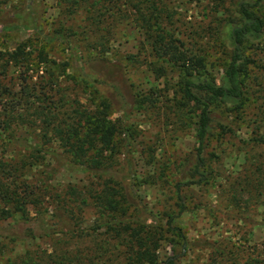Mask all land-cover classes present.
I'll return each instance as SVG.
<instances>
[{"label":"rangeland","instance_id":"rangeland-1","mask_svg":"<svg viewBox=\"0 0 264 264\" xmlns=\"http://www.w3.org/2000/svg\"><path fill=\"white\" fill-rule=\"evenodd\" d=\"M93 1L80 0L82 7L75 8L74 0H62L61 4L59 0H0V50L8 52L22 43L30 59H40L39 51H43L56 62L67 61L58 85L66 104L75 100L86 104L110 102L113 119L122 124L117 137L115 171L129 178L126 184L131 183L141 199L139 205L151 211L148 216L160 219L165 226L166 215H177L179 211L174 182L182 179L183 171L194 162L198 110L192 102L178 106L184 102L177 94L179 76L175 70L166 68L164 76L158 78L147 66L150 59L144 52L130 5L123 1L111 16L100 15L101 23L94 25L97 9ZM163 1L172 14L168 21L171 29L194 45L205 58L210 74L218 79L229 57L219 30L224 21L237 19L235 6L230 0ZM70 4L74 8H68ZM25 7L32 10V22L26 14L19 18ZM95 41L102 44L98 42L91 47ZM244 51L264 62L263 46L257 42L246 43ZM92 57L123 65L130 93H136L141 102H133V97H124L103 82L104 76L89 64ZM33 63L29 64L32 68ZM14 68L10 63L5 74H0L3 82L12 88L20 83L19 70ZM245 80L248 90L239 113L221 105L213 108L215 115L205 156L210 159L207 170L214 177L207 184L182 189L185 211L173 223L181 229L185 240L176 232L165 230L166 240L157 251L162 264L171 256L176 258V264H264V147L242 142L255 135L254 130L264 128V121L260 120L264 107V70L250 67ZM153 88L157 89V106L147 101ZM177 107L183 112L178 114ZM220 125L232 127L234 133L223 136ZM44 161L33 173H38L35 177L47 176L57 191L99 181L97 173L65 168L61 166L63 161L51 158ZM131 173L136 177H129ZM233 191L243 194L237 200L231 196ZM56 203L55 199L46 198L39 207L48 211L47 222L55 228L58 226L49 211ZM33 208H29L30 215H35ZM85 209L79 220L70 221L71 228L84 231L91 227L95 215L92 209ZM11 222L6 220L1 224L7 226ZM24 228L25 224L13 228L17 237H0L3 264H10V260L19 258L26 250L50 247L52 239L48 237L23 238ZM89 243L88 238L79 242L81 247Z\"/></svg>","mask_w":264,"mask_h":264},{"label":"trees","instance_id":"trees-1","mask_svg":"<svg viewBox=\"0 0 264 264\" xmlns=\"http://www.w3.org/2000/svg\"><path fill=\"white\" fill-rule=\"evenodd\" d=\"M123 1L130 5L134 25L150 59L147 66L158 78L164 76L166 68L175 70L179 76L177 94L184 102L178 106L192 102L198 110L194 162L183 171L182 179L174 182L179 211L177 215H166L165 226L160 219L148 216L151 211L139 205L141 199L131 183L126 184L129 178L115 171L117 137L122 124L113 119L110 102L86 104L75 100L66 104L58 85L67 61L56 62L43 51H39L40 59H30L25 44L21 43L8 52L0 50V74H5L8 64L12 63L19 70L20 80L18 87L12 88L0 78V237H17L13 228L25 224L23 238L48 237L52 243L47 249L26 250L19 258L9 259L10 264H162L157 251L166 240L165 230L176 232L185 240L181 229L173 223L185 211L182 189L207 184L214 177L213 172L207 170L210 159L205 156L214 106L221 105L239 113L248 90L245 83L248 70L250 67L264 70V62L244 51V45L249 42H257L264 49V0H230L238 17L224 21L219 30L229 57L218 79L210 74L205 58L194 45L171 29L168 21L172 14L163 0H94L97 19H93L92 24L101 23L100 15L111 16ZM74 2L75 8L82 7L80 0ZM68 8H74V4ZM24 14L32 22L31 8H23L19 18H24ZM98 42L102 44L95 41L94 46H90L95 47ZM5 55L7 58L3 59ZM32 61L34 68L29 65ZM89 62L104 76L103 82L124 97H133V102L139 100L136 93H130L123 65L102 57H92ZM150 95L147 101L157 106V89L153 88ZM262 104L264 106V101ZM176 109L178 114L183 112L181 107ZM260 120L264 121V107ZM220 130L223 136L234 133V129L226 125H220ZM252 133L255 135L242 142L251 147H264V128ZM46 158L63 161L61 166L65 168L97 173L99 181L57 191L47 176L35 177L38 173H33ZM252 174L253 171L250 176ZM129 177H136L135 173ZM241 193L243 191H233L231 196L238 200ZM46 198L57 202L49 211L57 228L48 224V211L39 208ZM30 207L36 209L35 215H30ZM85 208L92 209L95 215L91 227L84 231L71 228L70 221L79 220ZM6 220L13 222L2 225ZM85 238L91 243L81 247L79 242ZM0 264H3L1 257ZM163 264H176V258L167 257Z\"/></svg>","mask_w":264,"mask_h":264}]
</instances>
